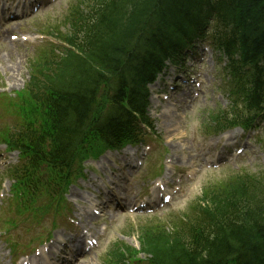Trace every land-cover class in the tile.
Returning a JSON list of instances; mask_svg holds the SVG:
<instances>
[{
    "label": "trees",
    "instance_id": "trees-1",
    "mask_svg": "<svg viewBox=\"0 0 264 264\" xmlns=\"http://www.w3.org/2000/svg\"><path fill=\"white\" fill-rule=\"evenodd\" d=\"M180 0H121L122 4H117V11L114 12L113 20L104 17V13L99 14L94 23L100 30H106L105 37L94 46L86 57L88 60L93 52L101 59L97 68L89 71L86 61L80 64L78 75L69 79H51L45 77V84L50 88L57 89L60 99H55L50 105L47 113L46 126L44 133L52 135L50 141L51 149L47 152L44 147L40 148L39 153L32 147L31 152L25 153L26 157L23 169L29 177L31 184H36L41 179H48L52 183H59L63 180V170L68 166L73 158L74 143L71 141L64 145L66 141H57L56 137L63 131L66 120L73 117L85 115L89 107V98L85 94L74 93L77 90H88L92 94L90 102L97 106V94L102 83L116 78V82L121 89L129 88V83L145 82L153 70L157 69L162 56L163 47L166 44L165 38L161 34H154L151 31H144L138 38L137 47L128 46L131 37L126 33L114 31L115 22L124 21L129 8L137 9L139 12L147 10L158 2L166 6ZM221 9L224 13L225 21L218 20L215 28L222 25L225 30L224 36L218 44H223L230 53L231 57L239 53V61L242 67L249 66L253 69L251 77H264V68L260 63H264V0H222ZM230 9L233 14L230 13ZM258 12V13H256ZM229 14V16L226 15ZM140 15H135L131 22L140 20ZM247 21H250L247 25ZM114 22V23H113ZM227 23V24H225ZM80 27H87L88 32L93 26L81 24ZM135 27L137 25L135 24ZM97 33H90L95 36ZM126 46V47H124ZM66 70L61 71L63 75ZM38 73H45L43 69H38ZM36 84H41L34 77ZM65 110V115H55L54 109ZM59 125V129H53ZM33 123L23 121L17 130L15 139L22 140L25 137L32 138ZM95 126V125H94ZM34 127V126H33ZM96 131L113 136L120 134L124 129L119 126L114 118L105 116L96 125ZM77 142V141H75ZM242 186H236L228 194L211 200L215 211L204 213L199 216L196 223L186 226L181 234L174 237L166 236L159 239V243L154 244L155 251L159 255L160 264H213L214 257L221 253L229 252L233 242L246 244L254 236L264 234V197L260 200V189L253 188L242 191ZM232 193L231 197L229 194ZM264 196V190L262 192ZM247 262L250 264H260L259 261L264 257V248L248 254ZM233 264H246V259H233Z\"/></svg>",
    "mask_w": 264,
    "mask_h": 264
},
{
    "label": "rangeland",
    "instance_id": "rangeland-1",
    "mask_svg": "<svg viewBox=\"0 0 264 264\" xmlns=\"http://www.w3.org/2000/svg\"><path fill=\"white\" fill-rule=\"evenodd\" d=\"M62 5V8H66L67 3H59L55 7H50L49 9L45 10L42 13V16L39 19L34 20L27 24H22L24 28L29 29L31 33L37 30H41V27L43 25H49L53 23V16L58 13L57 7H60ZM32 44V43H31ZM30 43H23L19 46H17V49L12 51L10 49L5 48V45L0 44V94L4 90L7 92H13L15 90H18L22 88L25 81L29 78V66H28V58L34 54V47L31 46ZM208 54V53H207ZM208 62L206 64H203L200 66L199 64L196 65V69L202 71L203 76L206 77V80L208 82H212L214 79H217L216 86L219 84H223L225 82L224 74L221 72L219 67H213L210 62V56L208 55ZM162 86V83L160 84V87ZM215 93H219L221 95H224V99L226 98V95L224 91L218 87H215L214 89ZM164 98L161 102H172L175 103V101L169 97L168 92L164 94ZM156 100L159 99V97H155ZM226 100V99H225ZM195 113V109L193 111ZM192 114H188V118L191 119ZM183 123L185 124V119H183ZM163 128L160 127L162 132L166 134L172 141L177 136L182 135V124L179 129H177V123L176 122H169L165 121L162 122ZM175 128V129H174ZM177 130V131H176ZM194 132V125L190 126V135H193ZM199 139L202 138L201 134H197ZM180 142V139L177 140V142H174L177 149L178 143ZM256 146L259 145L258 141L253 142ZM188 150L191 151L193 147L195 146L197 148V141L192 140L191 142H188L187 144ZM259 157L253 161L248 162V160L244 162L243 167L246 168V171L250 173H255L261 175V173L264 171V152L263 150L257 151ZM104 162V159L98 158V159H90L86 162V165L89 167H94V164L92 163H99ZM1 171V170H0ZM226 172H217L206 176H201L199 179L191 184V186L188 188V190L180 197H177L174 201V203L169 207L165 208V210L162 212V214L170 215L169 213L172 212H182L184 211L187 206L189 205L190 201H192L195 197L201 194V190L199 189L200 185H198V182L202 179L203 182H205L208 179H215L219 176H223ZM8 180H5V188L0 187V193H4L5 196L8 195V186L6 183ZM71 189H77L75 186H73ZM80 192V191H78ZM2 198L0 196V205L2 204ZM1 218V217H0ZM147 219L141 218L136 215L131 216H123L119 220L114 221L113 223H110L109 225L112 226L106 236V238L103 240L101 248L97 250L93 254V258L87 262V264H104L103 262L99 261V253H103L105 255L107 247L109 243L112 241H115L116 239L112 240V237L119 238L118 240L125 242L132 246H138V241L135 236H139L138 228L140 226L147 225ZM124 233H128L130 235L124 236ZM126 238V239H125Z\"/></svg>",
    "mask_w": 264,
    "mask_h": 264
},
{
    "label": "bare ground",
    "instance_id": "bare-ground-1",
    "mask_svg": "<svg viewBox=\"0 0 264 264\" xmlns=\"http://www.w3.org/2000/svg\"><path fill=\"white\" fill-rule=\"evenodd\" d=\"M256 13H258V12H256ZM249 22H250V21H247V25L249 24ZM260 22L264 23V20H260ZM184 93H185V92H184ZM53 111H54V114H55V115H65V114H66L65 110L60 109V108H56V109H54ZM129 235H130V234H129ZM134 238H136V239L138 240V239L140 238V236H135Z\"/></svg>",
    "mask_w": 264,
    "mask_h": 264
}]
</instances>
